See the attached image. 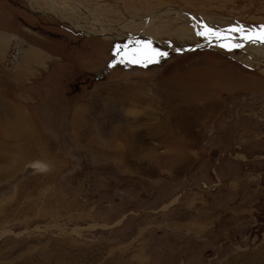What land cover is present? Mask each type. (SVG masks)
Segmentation results:
<instances>
[{"label": "rangeland", "instance_id": "374dc122", "mask_svg": "<svg viewBox=\"0 0 264 264\" xmlns=\"http://www.w3.org/2000/svg\"><path fill=\"white\" fill-rule=\"evenodd\" d=\"M60 1L264 26V0ZM50 17L0 0V264H264V55ZM145 40L167 55L110 66Z\"/></svg>", "mask_w": 264, "mask_h": 264}, {"label": "bare ground", "instance_id": "6f19581e", "mask_svg": "<svg viewBox=\"0 0 264 264\" xmlns=\"http://www.w3.org/2000/svg\"><path fill=\"white\" fill-rule=\"evenodd\" d=\"M25 1L28 8L31 10L61 20L67 23L70 27L80 30L86 36H99L102 39H117L139 34L142 36L147 35L158 42L163 40L164 36L174 38L194 37L197 39L200 38V36L197 35V31H199L203 25L200 21L204 20L207 23L211 21V18L209 19L203 14H199V16L188 12L187 10H183V8L176 9L173 7H162L159 10L150 13L147 12L148 16H143L141 19L131 17V20L124 19L118 21V23H114V19L113 21L108 19L107 13H102V15L101 12L88 8L87 6L78 3V1H75L76 3L70 2L69 4H62L60 0ZM85 18H87L86 21H84ZM101 21H103L102 24ZM208 26L211 27L210 25ZM238 35L240 36V34ZM234 38V42L241 43L243 45L242 48L245 51L264 55V43L256 45V43L246 42L240 37H236V35ZM46 168L47 165L44 162L33 161L27 164L25 172L31 174L40 170H45Z\"/></svg>", "mask_w": 264, "mask_h": 264}, {"label": "snow or ice", "instance_id": "6c2138e0", "mask_svg": "<svg viewBox=\"0 0 264 264\" xmlns=\"http://www.w3.org/2000/svg\"><path fill=\"white\" fill-rule=\"evenodd\" d=\"M240 34V38L246 42L251 43H264V26H260L259 30H245L243 26H232L225 30L209 27L207 24H203L197 35L203 37L208 43L213 41L219 43L222 48L232 49L240 48L243 45L238 42H234V36L232 34ZM115 55L118 59L111 62L110 66H115L116 63L128 64H151L158 62L160 58L167 55L166 52H161L158 49L152 47L151 40L137 41L134 47H130L128 44L123 46L117 45L115 47Z\"/></svg>", "mask_w": 264, "mask_h": 264}, {"label": "water", "instance_id": "95a60500", "mask_svg": "<svg viewBox=\"0 0 264 264\" xmlns=\"http://www.w3.org/2000/svg\"><path fill=\"white\" fill-rule=\"evenodd\" d=\"M128 37V36H127ZM164 45V44H163ZM181 50H185V49H181Z\"/></svg>", "mask_w": 264, "mask_h": 264}]
</instances>
